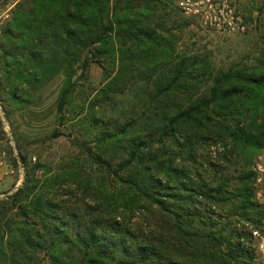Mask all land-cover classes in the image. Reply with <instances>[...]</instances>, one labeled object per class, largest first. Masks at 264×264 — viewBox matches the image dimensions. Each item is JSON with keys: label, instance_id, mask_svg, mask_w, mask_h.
<instances>
[{"label": "trees", "instance_id": "trees-1", "mask_svg": "<svg viewBox=\"0 0 264 264\" xmlns=\"http://www.w3.org/2000/svg\"><path fill=\"white\" fill-rule=\"evenodd\" d=\"M174 2L14 3L0 31V87L13 102H29L27 91L60 77L54 103L63 121L79 80L104 60L117 67L110 90L144 86L133 117L106 124L98 152H90L119 185L114 190L105 182L83 188L74 171L32 164L16 142L24 177L0 197V264H255L250 226L264 228V206L255 200L251 164L264 146V47L253 61L218 70L177 52ZM205 144L219 159L201 171L196 151ZM179 158L190 165L178 168ZM233 162L240 164L237 174L229 169ZM72 178L102 201L82 211L58 199ZM142 202L167 216L158 231L120 223Z\"/></svg>", "mask_w": 264, "mask_h": 264}, {"label": "rangeland", "instance_id": "rangeland-1", "mask_svg": "<svg viewBox=\"0 0 264 264\" xmlns=\"http://www.w3.org/2000/svg\"><path fill=\"white\" fill-rule=\"evenodd\" d=\"M16 1L0 0V31ZM228 1L232 11L223 10V15L226 17L225 13L233 12L236 17L234 29L230 30H226V26L223 28L222 24L218 27L201 22L199 15L185 14L176 4L179 0H175L174 5L177 8L174 18L178 22L171 39L176 43V51L194 53L214 70L227 68L242 58L253 61L252 58L264 47V0ZM211 16L216 17L213 13ZM184 21L186 25L182 24ZM116 69V65L111 61L104 60L103 66L92 63L88 68L87 77L79 80V86L73 93L70 104L66 105V119L63 121L58 119L54 103L60 77L51 79L38 90L27 91L28 94L24 97L29 99V102L25 103L13 102L6 92L7 88L0 87V197L14 191L24 177V167L17 155V141L28 154L30 163L39 161L48 165L52 173L62 170L74 171L83 188L88 181L90 187H96L100 182H105L113 190L119 187L90 157V152H98L96 138L100 136V129L106 124L117 127L133 117L132 105L137 104L140 89L144 86L139 83H123L117 85L115 90H110L107 88V82ZM101 89L106 92L98 93ZM138 105L136 111L140 112L142 105ZM57 131L61 134L52 136ZM164 147L173 151L179 149L169 143ZM196 154L198 163H201V171L207 168V161L219 159L213 145L198 146ZM182 165L190 164L179 158L175 166L180 168ZM239 165L236 162L229 165L233 174H237ZM257 165H261L262 170L259 171ZM11 169L12 173L9 171ZM251 169L256 172L253 184L256 190L258 178L264 179V146L253 158ZM40 173L41 170L37 171L38 176ZM101 177H104L103 181ZM83 188L72 178L60 188L59 193L66 190L68 192L60 195L58 199L67 200L69 205L82 211H86L87 206L102 201ZM123 215L119 218L123 219L120 223H125L133 228V231L142 233L149 230L158 231L167 219L164 213L146 202L133 208V213L127 210ZM250 229L264 230L251 226ZM165 238L170 242L169 236L166 235ZM255 243L254 238L252 247L256 255L255 264H258L262 260V254L254 247ZM180 247L181 245L177 244L178 250Z\"/></svg>", "mask_w": 264, "mask_h": 264}, {"label": "built area", "instance_id": "built-area-1", "mask_svg": "<svg viewBox=\"0 0 264 264\" xmlns=\"http://www.w3.org/2000/svg\"><path fill=\"white\" fill-rule=\"evenodd\" d=\"M179 8L185 14H193L199 15V19L201 22L208 24H215L218 27L224 28L226 26V30L234 29L235 22L232 14L225 13L226 17L223 15L224 11H232L231 3L228 0H179L176 3ZM234 10V9H233ZM211 13L216 15V17H212ZM214 20L212 21V19ZM222 20V22L220 21ZM257 169L262 170L261 165H257ZM22 167L20 171L22 172ZM11 173L13 170H9ZM6 173V171L4 172ZM261 178H258V183L255 190V200L264 206V179L261 181ZM252 236L256 239V243L254 247L256 250L262 254V260L258 264H264V230L253 229L251 231Z\"/></svg>", "mask_w": 264, "mask_h": 264}]
</instances>
